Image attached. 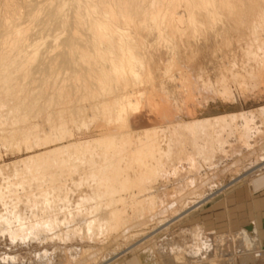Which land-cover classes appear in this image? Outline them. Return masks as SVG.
I'll list each match as a JSON object with an SVG mask.
<instances>
[{
	"label": "bare ground",
	"instance_id": "bare-ground-1",
	"mask_svg": "<svg viewBox=\"0 0 264 264\" xmlns=\"http://www.w3.org/2000/svg\"><path fill=\"white\" fill-rule=\"evenodd\" d=\"M252 84H264V0H0V149L16 155H0V233L80 223L89 241L135 236L162 213L159 179L184 169L192 190L227 138L251 135L253 111L198 118L192 98L232 101V85ZM194 232L182 263L206 262L226 240ZM135 244L109 258L77 247L65 264H111Z\"/></svg>",
	"mask_w": 264,
	"mask_h": 264
},
{
	"label": "rangeland",
	"instance_id": "rangeland-1",
	"mask_svg": "<svg viewBox=\"0 0 264 264\" xmlns=\"http://www.w3.org/2000/svg\"><path fill=\"white\" fill-rule=\"evenodd\" d=\"M249 86L245 91L246 93H241L236 86L232 85L231 90L234 99L232 101L218 98H213L214 100L209 98L206 101L198 95L192 98L194 102L192 104L193 111H196L194 114L198 118L223 113L253 111L255 121L250 124L253 129L250 132L251 135L244 143L241 140L228 141L231 137L227 138L228 135L225 134L224 136L227 139L221 147L225 153H216L212 163L205 160L201 164L197 175L195 174L196 183L192 190L187 185L188 174L184 169H180L174 177L171 176L168 183L159 179L157 184L159 185L158 196L165 195L162 213L156 215L153 221L145 225L136 224L132 226L130 233H135V236L122 240L119 236H104L105 233L102 241H89L81 239V235L76 232L81 227L78 226L81 225L80 223H75L76 225L70 223V225L76 226L75 232L70 227L69 232H65L68 229L64 227L65 225H60L54 229L53 233L55 234L68 235L66 240L61 239V236L56 237L53 233V236H51L52 234H45V236L42 234L40 237L37 234L33 237L29 234H26V236L19 234L12 239L6 232H3L0 233V264H61V262L65 264L66 260H70L69 263L73 259L70 254L74 249L82 246L86 247L88 244H91L92 248H96L94 254H103L104 256L105 253H109L106 255V258H109L119 250L121 251L135 243L132 250L130 249L125 254L119 255L116 261L111 264L120 261L124 255L133 253H138L145 264H186L185 261L182 263V259H179L178 251L198 247L194 232L196 228H189L194 226L200 228L201 235L204 238L220 235L219 237H222L220 240L226 239L223 241L226 245L222 242L223 244L214 246L217 248L214 249L215 254L219 250L222 252L228 250L229 252L219 258L222 259L220 262L218 261L220 264L257 263L261 258V252L257 241H254L256 240L254 232L248 231L247 233L242 231L241 228H219L215 226L217 223H251L254 220L252 218L255 215V209L253 208L248 182L252 177L264 173V120L261 118L260 111H256V109L264 107V84ZM181 116L184 119L190 118L187 115L181 114ZM93 130L92 127L75 128L74 137L81 138L94 135L96 131ZM4 151L3 148L0 149L1 158L5 161L16 157L15 154ZM173 187L175 189H172ZM171 189L175 191L166 193L167 190ZM23 216H27L26 213ZM177 216L179 218H176ZM236 232L242 235L239 236L240 241H246L245 243L249 246L251 245L249 238L253 239L254 245L251 248L257 255L253 252L247 254L244 248H240L239 239L234 238L238 236ZM242 232L245 233V236ZM106 238L108 239L106 240ZM233 248H240V251L243 249L242 253L234 254ZM171 250L177 254L173 260L168 256ZM214 253L212 257L207 259H216ZM231 256H233V259H231ZM207 259L206 262L195 260L193 263H189L208 264Z\"/></svg>",
	"mask_w": 264,
	"mask_h": 264
},
{
	"label": "crops",
	"instance_id": "crops-1",
	"mask_svg": "<svg viewBox=\"0 0 264 264\" xmlns=\"http://www.w3.org/2000/svg\"><path fill=\"white\" fill-rule=\"evenodd\" d=\"M248 185L253 208L255 209V215L252 218L254 220L251 223H217L215 226L219 228H241L242 231L247 233L248 231L254 232L256 235V240L254 241H257L258 248L261 252V258L255 264H264V173L252 177ZM189 228L200 229L197 226ZM250 240L252 241L253 239L250 237ZM115 264H145V262L138 253H133L124 255Z\"/></svg>",
	"mask_w": 264,
	"mask_h": 264
}]
</instances>
